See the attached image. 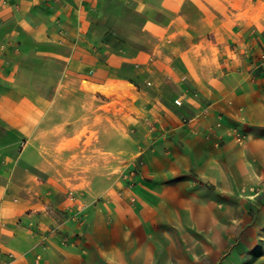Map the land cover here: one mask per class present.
I'll list each match as a JSON object with an SVG mask.
<instances>
[{
	"label": "crops",
	"instance_id": "crops-1",
	"mask_svg": "<svg viewBox=\"0 0 264 264\" xmlns=\"http://www.w3.org/2000/svg\"><path fill=\"white\" fill-rule=\"evenodd\" d=\"M132 1L162 9L0 0V264H264V31L175 52L166 13L133 59L105 37ZM128 61L144 99L118 139L84 83L116 85Z\"/></svg>",
	"mask_w": 264,
	"mask_h": 264
},
{
	"label": "rangeland",
	"instance_id": "rangeland-1",
	"mask_svg": "<svg viewBox=\"0 0 264 264\" xmlns=\"http://www.w3.org/2000/svg\"><path fill=\"white\" fill-rule=\"evenodd\" d=\"M157 2L162 9L151 14L149 8L146 9L139 1L120 4L112 9L113 13L105 37L112 41L116 51L133 59L138 54H142L144 59L146 55L154 52L166 30L164 26L166 13H169L170 19L171 50L174 49L175 52L189 47L192 38L199 40L201 36L205 38L207 36L210 41L220 40L221 43H226L227 41L224 40L232 36L233 32L243 31L248 27L247 25L256 31H264V0H158ZM199 45L198 49L207 47L206 43ZM132 65L133 63L129 61L126 63V69L130 74L116 85L87 89V83H84L87 92H100L102 95V100L99 101L100 114H109L115 119L118 139L123 130L124 118L133 120L134 126L135 122H138L141 113L139 104L144 99L141 92L143 82L138 81L136 76L131 74ZM92 101L90 97L85 98L84 105L91 106ZM108 126L105 128L106 132L104 130L105 144L110 135ZM98 134L96 129L87 128L80 136L89 140ZM69 142L72 144L73 141L69 140ZM121 148L119 141L118 149ZM249 201L248 209L253 220L262 201L260 204L253 199Z\"/></svg>",
	"mask_w": 264,
	"mask_h": 264
},
{
	"label": "built area",
	"instance_id": "built-area-1",
	"mask_svg": "<svg viewBox=\"0 0 264 264\" xmlns=\"http://www.w3.org/2000/svg\"><path fill=\"white\" fill-rule=\"evenodd\" d=\"M261 58H262V63H263V65H264V52H263ZM151 84H152L151 81H148V82H147V86H151ZM174 103L177 104V105H182V99H180V98H175V99H174ZM237 136H238V140H239V141H241V140L243 139V137H244V136H243L242 134H240V133L237 134Z\"/></svg>",
	"mask_w": 264,
	"mask_h": 264
}]
</instances>
